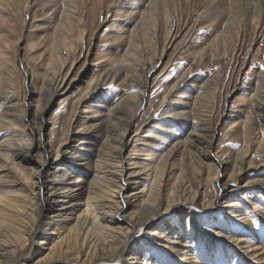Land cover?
<instances>
[{
  "label": "bare ground",
  "instance_id": "bare-ground-1",
  "mask_svg": "<svg viewBox=\"0 0 264 264\" xmlns=\"http://www.w3.org/2000/svg\"><path fill=\"white\" fill-rule=\"evenodd\" d=\"M43 4L48 15L58 21L44 52L31 56L45 69L40 76L41 84L28 82L19 94L11 92L13 88L8 76L0 80V101L3 102L0 107V264H19L26 260L27 264H56L60 261L70 264H123L128 259L135 262L141 258L140 242L157 243L168 249H162L166 253L175 251L177 246L159 242V232L153 228H170L173 213L180 211V217L191 223L197 215L222 208L221 213L226 220H221L222 224L239 221L243 226L248 221L244 212L240 210L236 215L231 214L232 211L237 212L232 209L240 204L239 198L244 202L239 196L243 197L252 189L264 191V175H247L251 170L261 172L264 165V139L252 149L251 118L245 123V145L234 158H224L212 150L217 125H214L213 109H205L207 104L203 97L207 95L201 94L192 109L168 115L180 122L186 120L183 122L190 128L187 136L174 142L155 165L132 162L123 156V151L130 143L128 133L147 99L149 76L182 31L184 23L180 22L181 16H191L186 14V7L195 11L201 6L204 9L202 16H213L210 25L216 33L208 46L199 49L194 56L202 63L208 54L215 64L227 53L241 51L250 26L253 36L244 52V59L253 42L264 36V0H43ZM89 5L97 9L94 11L97 15L94 29L100 22V16L105 22L113 8L118 15L126 16L118 26L125 30L126 36L123 37L127 48L119 60L108 58V68L80 93L75 100L74 115L79 107H87L88 100L99 97L108 82L118 78H122L128 87H135V91L124 95L108 107L107 112L93 109L95 115L82 117L81 123L72 126L66 138L54 149L43 140L42 118L46 107L59 92L64 89V93L81 76L80 72L89 68L92 42L88 38L85 17ZM33 6L32 0H0V28L8 31L0 34L1 67L9 62L7 47L18 52L20 39L7 43L14 33L17 19L19 16L25 18ZM88 39L87 47L84 41ZM37 42L30 44L31 49L39 45ZM147 50H150L148 54ZM78 66L79 70L74 74ZM27 70H31L28 65ZM192 70L191 66L184 71L163 101ZM29 73L25 74L26 79ZM220 77V71L214 73L199 84L200 90L216 95ZM33 95H37V104L32 113ZM252 96L258 100V113L264 121V72L259 73ZM224 105L225 101L223 108ZM85 111L86 108L81 113ZM97 115L100 117L96 118ZM262 125L264 128V122ZM93 132H103L104 135L95 159L82 150H63L62 146L76 137L75 134H81L73 145L78 146L85 145L87 139L93 137ZM36 155L39 158H35ZM83 165L86 171L92 165L95 168L87 184L83 183V174L79 172ZM175 169L178 171L172 176ZM228 169L224 180L221 174ZM145 170L153 175L148 189L139 185L140 174H145ZM73 175L76 178L73 179ZM209 182L212 183L214 198L199 202L201 192ZM18 185H21L20 189L11 190ZM83 192L87 199L82 201L80 195ZM235 196L238 199L230 202L229 199ZM117 219L128 223L126 230L113 226ZM55 224L63 226L64 230L49 247V252L35 259L40 255L37 250L25 260L23 249L27 241L42 237L43 245L44 240L51 238L47 229ZM193 230L189 227L185 233L195 245L198 233ZM140 232H145L146 236L136 240L135 234ZM52 234L59 233L54 230ZM234 241L241 245L245 239L238 236ZM186 247L181 249L183 255L178 264H206L212 257L201 262L193 252L197 249ZM245 247L244 254L240 256L246 258L247 264L264 263L262 247L257 244ZM161 259L167 260L163 255Z\"/></svg>",
  "mask_w": 264,
  "mask_h": 264
},
{
  "label": "rangeland",
  "instance_id": "rangeland-1",
  "mask_svg": "<svg viewBox=\"0 0 264 264\" xmlns=\"http://www.w3.org/2000/svg\"><path fill=\"white\" fill-rule=\"evenodd\" d=\"M32 3H34L32 10L25 18L19 16L14 26V33L7 41V43L10 44L12 41L20 39V44L17 47L18 52H15V48L7 47L5 50L9 62L5 63L3 67L0 66V80L2 77L8 76L10 86L13 88L11 92H17L19 94H22L28 82H33L35 85L41 84L40 76L45 73V69L40 66L39 60L34 62L31 56L34 54L40 55L44 52L58 21L48 15L43 0H32ZM94 9L93 5H89L85 16L89 29L88 38H91L92 42L90 49L91 53L88 60L89 68L87 67L82 70L80 72L81 76L78 77L74 83L70 84L71 86L69 85L64 93H62L64 89L59 92L46 107L42 118L44 120L43 140L52 145L54 149L66 138L68 134L67 131L72 126L81 123L82 117L95 115L92 113L93 109L96 108L102 111V113L107 112L108 107L114 105L124 95L131 94L135 91V87H128L122 78H118L111 83L108 82L101 90L99 97L88 100V103H86L87 107L84 105L79 107L76 115H74L76 112L75 105L77 103L75 100L80 93L87 87L91 80L97 78L98 75L108 68V58L119 60L127 48V41L125 37H123L126 36L125 30L118 26L121 21H125L126 16L118 15V13L115 12V8H113L105 22L103 21V16H100V22L94 29V24L97 20V15L94 14V11L97 9ZM187 13L191 16H181L180 18L181 24H184L179 36L168 48L166 55L159 61L155 70L149 76L147 99L141 108L139 117H137L134 122V126L128 133L130 143L124 149L123 156L139 165H155L160 156L164 154L174 142L183 140L187 136L190 126L183 122L186 120H181L180 122L168 117V115L175 111L192 109L193 104L196 103L197 97L201 94H205L203 96L207 95L203 97L206 99L207 108H200L208 110L213 109L214 125H217L212 149L214 153L218 152L222 154L224 158L228 157L229 159L236 156L237 152L246 143L244 130L248 118H251V139L252 142H254L252 143V149L255 148L258 142L264 139V128L262 125L264 121H262L259 114L260 110L257 108L258 100L252 96L257 88L259 73L264 72V36L259 37L253 42L250 46V53H248L247 58L244 59V52L249 47L253 36L252 26H250L251 29L249 27L248 33L245 35L244 46L241 51H234L233 54L231 51L215 64L212 62L210 55L208 56L207 54L204 61L200 63L196 61L198 59L194 55H196L199 49L208 46L216 33V30L210 25L213 16H202L204 14V9L201 6L195 9V11H191L189 7H186V14ZM4 31L8 32L6 29L0 28V34ZM89 40L90 39L84 41L87 47L89 46ZM35 41H40L41 43L37 42L39 45L35 49H31L30 44ZM148 52H150V50H147V54ZM80 64L81 63H79V66ZM27 65L30 67V71H26ZM79 66L74 70V74L79 70ZM191 66L193 67L191 74L174 88L173 92L168 95L169 97H167L166 101H163L164 96L170 91L172 85L176 80L178 81L184 71H187ZM218 71H220L222 77H220L218 82L219 84L217 86L219 87H217L216 95L210 94L212 92L207 90L203 93L199 88V84L206 81L207 78ZM28 72L30 73L26 79L25 74ZM36 97L37 95H33L32 113L37 104ZM204 99L202 100L204 101ZM224 101L225 105L223 108ZM2 103L3 102L0 101V107ZM84 108H86V111L81 113V110ZM98 117H100V115L96 116V118ZM168 128H170V130H168ZM144 133H147V135L142 136ZM79 135L81 134H75L76 137L69 139L67 144L65 143L62 146L63 150H82L88 157L95 159L97 155L96 150L100 148L104 140L103 132H93V137L87 139L85 145L84 143L82 145L78 143V146H73L77 143ZM82 146H85L87 150H83L84 148ZM34 157L39 158L37 155ZM147 157L150 158L146 159ZM214 166L215 165H213V168ZM84 169H86L85 165L79 169V172L83 174V183L87 184L92 178L95 168L92 165L87 167L88 171ZM177 171L178 169L173 170L172 176ZM144 173L145 174H140L139 185L142 187L146 186V189H148V186L152 182L153 175L151 171L145 170ZM228 173L229 169L226 173L222 172L221 177L225 180ZM258 173L264 175V165L261 166V172L251 170L247 175L253 177ZM74 178H76L75 175H73V179ZM209 183L210 184L206 185L202 190L199 202L203 200L210 201L214 198L212 183ZM14 187L15 188L11 189L12 191L20 189L21 185ZM32 195L33 194H30V197H32ZM239 197L243 198L244 202H241L239 198L240 204L232 209L237 210V212L232 211L231 214L236 215L241 211L244 212V216L248 221L245 222L243 226L239 224V221H237L238 223L227 222V224H222L223 222L221 220H225V215L221 213V211H223L221 210L222 208H215L213 212L205 213V215H197L199 218L196 216L191 223L186 222L184 217L181 218V211L174 212L173 218L170 220V228L153 229L158 230V240L161 244L172 247L177 246V250L166 253V251H162V249H168L157 243L150 245L146 242H140L139 247L143 252L141 258L135 260V262H132L133 259H128L123 264H178V260H180L183 255L182 250L186 247L184 244H187L186 248L188 249H190V246L193 247L191 248L193 250L194 247L197 249L193 252L197 260L201 262H205V258L212 256L206 264H247L245 262L247 261L246 258L240 256L244 254L246 245L257 244L264 250V191L252 189L243 197L242 195ZM80 199L82 201L87 199L85 192L80 195ZM237 199L238 196H235L229 200L230 202H234V200ZM30 203L31 202H29V205ZM81 210L82 207L76 212L78 213ZM127 225L128 223L120 219H117L113 224V226L121 227L125 230ZM185 226L187 228H185ZM189 227H192V229H194L193 231L198 233L195 235L198 238L195 245L192 244V239L186 236L185 231ZM54 230L59 234H52ZM63 230V226H56V224L50 226L47 229V233L51 235V238L44 240L45 242L43 241V245L41 244L43 240L42 237H35V240L32 239L27 241L26 247L23 249L25 260L37 250L40 251V255L38 254L35 259L47 254L49 252V247L61 237ZM135 236L134 238L136 240H140L141 238L144 239L146 234L145 232H140L135 234ZM238 236L245 239V242L241 243V245L234 241V238ZM173 240L178 241V243L172 242ZM162 255L166 257L167 260H162ZM248 256L250 255L248 254ZM27 263L28 261L26 260L19 264ZM56 264L70 263L60 261ZM82 264L88 263L85 262ZM195 264L197 263L195 262Z\"/></svg>",
  "mask_w": 264,
  "mask_h": 264
}]
</instances>
